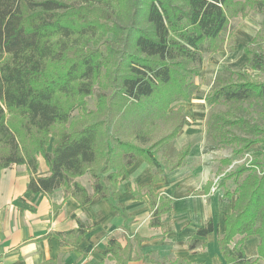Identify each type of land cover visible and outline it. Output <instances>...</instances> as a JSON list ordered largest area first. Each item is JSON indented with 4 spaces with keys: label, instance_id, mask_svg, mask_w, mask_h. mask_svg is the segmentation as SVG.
<instances>
[{
    "label": "trees",
    "instance_id": "trees-1",
    "mask_svg": "<svg viewBox=\"0 0 264 264\" xmlns=\"http://www.w3.org/2000/svg\"><path fill=\"white\" fill-rule=\"evenodd\" d=\"M74 1L0 0V168L25 164L28 191L52 195L61 189L64 199L74 197L81 206L99 195L127 222L131 215L115 200L128 168L140 158L155 162L160 147L166 156L174 153L173 140L185 115L184 106L170 107L191 102L199 93L195 77L204 53L223 50L222 32L231 18L251 11L264 15V0ZM243 50L247 65L264 74V49ZM95 95V108L90 109L88 97ZM205 100L208 105L227 106L208 120L212 145L233 146V154L240 155L253 144L264 143V123L246 116L244 107L247 103L264 108V80L226 67L216 74ZM75 110L79 115L74 118ZM172 113L179 114V120L153 141L155 123ZM191 146L178 153L173 167L183 163ZM39 155L49 167L48 175H38ZM224 161L232 163L230 158ZM261 164L255 158L238 167L231 174L235 189L224 190L233 199L219 238L228 264L264 259ZM164 173L157 168L150 183L133 190L136 199L149 198L153 227H167L162 215L173 209V200L155 187ZM87 174L91 191L80 180ZM91 227L78 220L77 228L56 235L61 244L77 243ZM213 229L209 219L197 235L205 237ZM120 231L109 234L104 254L115 264H130L142 257L139 247L146 238L127 225ZM251 237L259 239L256 257L248 256L243 247ZM198 242L191 240L189 247L194 249ZM144 257L151 264H165L150 254Z\"/></svg>",
    "mask_w": 264,
    "mask_h": 264
},
{
    "label": "crops",
    "instance_id": "crops-1",
    "mask_svg": "<svg viewBox=\"0 0 264 264\" xmlns=\"http://www.w3.org/2000/svg\"><path fill=\"white\" fill-rule=\"evenodd\" d=\"M256 32L250 27L244 34L253 40ZM244 60L248 62L247 55ZM220 72L217 69L215 76ZM195 82L200 84L196 79ZM209 92L193 95L191 102L184 104L185 114L194 113L198 118L205 114L208 118L212 108L205 97ZM189 121L187 117L173 140L172 155L156 156L153 163L140 158L128 168L121 193L115 200L131 215L127 222L99 195L81 206L74 197L64 199L61 189L52 195L28 191L29 172L25 164L0 168V264H115L104 252L109 234L121 232L124 225L146 238L139 247L142 257L130 264H151L144 257L146 254L165 264L176 260L228 264L221 253L219 238L225 232L226 216L233 210V199L224 195V188L219 184L212 189L222 157L216 154L217 149L208 141L206 131L196 134ZM189 143L192 146L188 156L180 166L173 167L167 158L172 159ZM38 162V175H48L50 170L42 155L38 156ZM157 168H163L165 173L163 181L155 187L162 196L173 200L172 213L162 215V221L167 222L165 228L150 226L149 198L136 199L133 195L135 187L152 181ZM83 177L81 182L91 191V182L87 185ZM207 185H210L209 191ZM209 219L213 220V231L205 237L197 235V230ZM78 220L89 222L92 227L79 242L61 244L56 233L77 228ZM191 240H199L194 249L189 247ZM121 242L126 243L122 238ZM258 244L257 237L244 241L248 256L258 255ZM233 246L234 242L228 247L230 252ZM256 264H264V259Z\"/></svg>",
    "mask_w": 264,
    "mask_h": 264
},
{
    "label": "rangeland",
    "instance_id": "rangeland-1",
    "mask_svg": "<svg viewBox=\"0 0 264 264\" xmlns=\"http://www.w3.org/2000/svg\"><path fill=\"white\" fill-rule=\"evenodd\" d=\"M70 1V0H68ZM87 0H75V3H82ZM114 3H118V0H113ZM122 9H125L123 5H120ZM126 13V12H125ZM253 28L254 30H257L256 35L253 40L247 39V35H245V31L249 28ZM222 35L226 39V44L223 50L218 51L216 53H204V61L201 66V70L199 74L195 77V79L200 83L199 84V93L211 91L214 78H215V72L217 69L224 70V68L228 67L233 70H243L247 71L253 76L255 80L261 81L264 80V74H260L257 71L252 70L248 65L247 61L244 60V56L246 55L244 53V48L246 46H251L253 48L255 47H261L264 49V15L256 13L254 11H251L246 16H236L231 18L230 24L226 31L222 32ZM245 36V38L243 37ZM107 37L113 38V35L109 34ZM200 87H203V89H200ZM89 102V108L94 109L96 105V95L92 97H88ZM189 102H177L174 103L169 110H176L179 106H184V104H187ZM244 107L247 109L245 111L246 116L251 118L252 120H258L261 123H264V108H260L256 104L254 106H250L249 104H244ZM211 112L210 115L213 112H220L227 110V106L216 104L211 105ZM186 107L184 106V115L185 119L189 117L190 123L192 124L193 128L197 130L196 134L201 135V133H204L206 131L207 134V127H208V120L210 118H207V116L204 114L203 117H195V114H191L187 116L185 114ZM206 113V112H205ZM79 110H75L73 112V117H78ZM180 115L172 113L168 118L160 119L158 120L154 125V133L152 140H156L160 138L161 136L168 133L172 127L175 125V123L179 120ZM198 118L199 120H196ZM208 141L211 142V140L208 138ZM216 147V146H215ZM217 152L216 154L218 156H221L222 159L220 161L221 166L218 169L219 175L222 174L221 179L219 180V185L223 186L224 190L229 189L230 191H233L235 189V182L234 177H232V173L240 166L247 164L252 159H259L262 163L261 165H264V143H256L253 144L250 148L244 151V153L240 155H234L232 150L233 146H217L216 147ZM156 156L164 158L163 155V149L161 147L156 151ZM178 154L172 159L167 158L168 161H170L171 165L173 166L177 160ZM230 158L232 160V163L228 164L224 160H227ZM83 182L90 183L89 175H85L83 177ZM229 186V187H228Z\"/></svg>",
    "mask_w": 264,
    "mask_h": 264
},
{
    "label": "built area",
    "instance_id": "built-area-1",
    "mask_svg": "<svg viewBox=\"0 0 264 264\" xmlns=\"http://www.w3.org/2000/svg\"><path fill=\"white\" fill-rule=\"evenodd\" d=\"M221 176H222V174H218V175H216L214 178H213V187H212V189L214 190L215 188H216V186L219 184V180L221 179Z\"/></svg>",
    "mask_w": 264,
    "mask_h": 264
}]
</instances>
